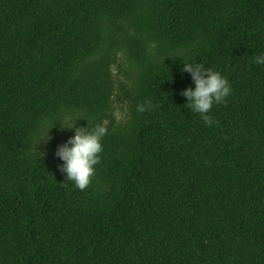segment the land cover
Segmentation results:
<instances>
[{"label": "trees", "instance_id": "trees-1", "mask_svg": "<svg viewBox=\"0 0 264 264\" xmlns=\"http://www.w3.org/2000/svg\"><path fill=\"white\" fill-rule=\"evenodd\" d=\"M261 54L264 0H0V264H264ZM189 61L231 87L210 126ZM65 118L107 121L84 190Z\"/></svg>", "mask_w": 264, "mask_h": 264}, {"label": "clouds", "instance_id": "clouds-1", "mask_svg": "<svg viewBox=\"0 0 264 264\" xmlns=\"http://www.w3.org/2000/svg\"><path fill=\"white\" fill-rule=\"evenodd\" d=\"M256 64H264V54L254 58ZM181 72L188 73L192 86L181 90V95L186 98L189 108L198 113L205 125H211L213 120L207 115L213 104H220L231 93L228 80L220 72L203 67L200 63L183 62ZM154 105L145 101L138 103L135 110L138 113L151 111ZM63 127L73 129V135L63 144L58 145L54 155L61 161L57 165L58 171L64 179L72 182L79 190H84L90 183L94 166L99 162V153L102 152L101 140L107 134V121L101 120L91 130L85 127H74L70 118H65Z\"/></svg>", "mask_w": 264, "mask_h": 264}, {"label": "rangeland", "instance_id": "rangeland-1", "mask_svg": "<svg viewBox=\"0 0 264 264\" xmlns=\"http://www.w3.org/2000/svg\"><path fill=\"white\" fill-rule=\"evenodd\" d=\"M116 92L117 93L115 94L114 104H113L114 114L117 119H121L125 115L127 109V101L120 90H116ZM50 139H51L50 136H45L42 139L41 150L44 152V156L46 157V159L51 163L55 164L59 161V159L54 155L56 148L58 145H61L64 142L61 141L60 143L57 144V146L56 145L50 146L49 145Z\"/></svg>", "mask_w": 264, "mask_h": 264}]
</instances>
